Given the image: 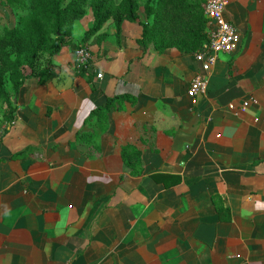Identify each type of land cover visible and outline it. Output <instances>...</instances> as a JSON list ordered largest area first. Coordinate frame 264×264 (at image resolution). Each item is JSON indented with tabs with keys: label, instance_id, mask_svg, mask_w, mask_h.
Listing matches in <instances>:
<instances>
[{
	"label": "crops",
	"instance_id": "crops-1",
	"mask_svg": "<svg viewBox=\"0 0 264 264\" xmlns=\"http://www.w3.org/2000/svg\"><path fill=\"white\" fill-rule=\"evenodd\" d=\"M227 1L241 47L197 103L194 54H145L141 27L118 43L112 21L85 75L65 47L56 78L29 74L12 97L13 122L0 101V264H264V0ZM93 23H74V44Z\"/></svg>",
	"mask_w": 264,
	"mask_h": 264
},
{
	"label": "trees",
	"instance_id": "trees-1",
	"mask_svg": "<svg viewBox=\"0 0 264 264\" xmlns=\"http://www.w3.org/2000/svg\"><path fill=\"white\" fill-rule=\"evenodd\" d=\"M4 1L19 17L16 26L5 28L0 33V99L6 105L4 120L8 123L13 122L17 111L11 99L19 95L29 77L24 73V65L31 70V77L37 78L41 85L47 84L57 75L51 71V61L48 62L50 65L46 64L44 68H39L41 55L46 53L52 60L65 47H70L76 55L110 21L115 25L118 43L124 23L141 27L142 35L137 44L145 54L150 45L159 53L177 49L182 54H195L209 44L204 0ZM142 8L148 19L147 23L140 21ZM89 10L93 14V27L80 43L74 44L72 27L75 22L83 20ZM85 72L82 71L81 74L85 75ZM7 77L14 95L9 94L5 88ZM126 98L131 102L136 100L131 96ZM110 111L109 102L93 114H102L103 120L106 121ZM122 156L127 166L131 168L141 163L140 153L131 146L123 148ZM213 202L219 214L227 210L223 205L220 206L218 197H215Z\"/></svg>",
	"mask_w": 264,
	"mask_h": 264
},
{
	"label": "built area",
	"instance_id": "built-area-1",
	"mask_svg": "<svg viewBox=\"0 0 264 264\" xmlns=\"http://www.w3.org/2000/svg\"><path fill=\"white\" fill-rule=\"evenodd\" d=\"M227 0H204V13L208 20L207 47L194 54L199 71L190 83L187 91L189 98L197 103L207 94L208 76L219 61L220 54H233L240 50L242 35L235 24L226 18ZM92 59L91 52L85 47L76 54L75 68L77 72L87 71ZM102 75H98L101 78Z\"/></svg>",
	"mask_w": 264,
	"mask_h": 264
},
{
	"label": "rangeland",
	"instance_id": "rangeland-1",
	"mask_svg": "<svg viewBox=\"0 0 264 264\" xmlns=\"http://www.w3.org/2000/svg\"><path fill=\"white\" fill-rule=\"evenodd\" d=\"M140 17L141 19H143L144 21L148 20L145 16L144 13V9L142 8L140 11ZM141 21V20H140ZM19 23V17L17 16V13L15 11H13L12 9L8 8L5 1L4 0H0V33L5 29V28H10V27H14ZM226 56H229L228 54H220L219 55V60H225L227 59ZM51 61V58L48 54H43L41 55L40 59H39V68L42 69L45 67V65ZM197 63V62H196ZM198 65V64H197ZM199 67V66H198ZM24 73L25 75H29L31 73V70L29 69V67L27 65H24ZM9 77V76H8ZM7 77V83H6V90L10 91V89H12L11 84L8 80ZM0 101H2L0 99ZM3 108L6 111V105L3 102Z\"/></svg>",
	"mask_w": 264,
	"mask_h": 264
}]
</instances>
